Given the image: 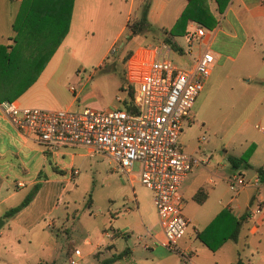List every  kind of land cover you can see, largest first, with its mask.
I'll list each match as a JSON object with an SVG mask.
<instances>
[{
    "label": "crops",
    "instance_id": "0c3cea01",
    "mask_svg": "<svg viewBox=\"0 0 264 264\" xmlns=\"http://www.w3.org/2000/svg\"><path fill=\"white\" fill-rule=\"evenodd\" d=\"M15 1L14 11L9 14V0H0V8L5 12L4 21L10 23L8 30H0V44L13 43L15 32L12 21L20 5V0ZM143 1L137 0L135 7L138 12L135 11V15L139 13ZM134 2L135 0H130L128 11L134 7ZM187 2L188 0H150L147 18L154 25L169 29L174 26ZM91 3L92 0H83L80 15L76 17L77 0H73L69 28L61 42L72 40L69 39V34L73 27L80 33L77 39L81 40L87 39L89 33L93 32L92 29L100 28L99 14L105 10L94 7ZM220 3L223 6L219 9L217 0H208L209 10L217 19L213 25L214 34L210 37V46L216 56L212 70L220 61L223 50L232 44L235 45L232 50L234 55L245 51L250 59L261 61L264 65V0H220ZM129 16L127 14L125 25H121L120 30L112 37V42L126 27ZM107 24L106 17L102 20V28ZM183 25L184 23L180 22L175 27V34L171 35L176 42L179 35L184 38V44L177 42L181 48L186 47L185 32L187 27L192 25L191 20ZM140 44L144 43H138L136 46ZM58 48L47 63L55 56ZM226 56L231 57L230 54ZM65 71L63 69L57 76H53L54 71H45L43 68L37 78L12 99L20 105L32 106L36 94L45 88L48 89L51 79L53 83H62ZM209 78L210 75L205 86ZM262 80L264 81V76ZM203 89L197 95L193 106ZM257 128L264 132L263 126L259 125ZM183 133L184 130L181 129L178 136V144L182 150ZM185 141L188 142L189 138ZM74 147L76 146L65 145L53 150L37 133L24 135L19 132L0 109V218L3 220L0 226V264H38L40 260H53L56 264L53 255L59 247V227L63 229V224L59 225V222L64 223L66 218L62 204L65 202L67 184L73 174H76L72 173ZM203 158L208 160L194 163L179 187L183 201L182 212L189 219L186 232L178 240L180 250L189 254L193 264H264V180L259 179L254 167L240 165L236 170L243 175L245 182L233 190L230 188L229 178L234 172L219 175L215 173L218 166L210 163L207 167L210 162L209 155ZM246 160L252 166L264 167V154L260 156L252 151L248 153ZM241 167L251 171H243ZM123 171L128 176L132 172H126L124 169ZM223 180L228 183L230 191L227 194ZM35 183H38V188L32 198L12 215L5 216V211L18 204ZM130 183L132 184V181ZM131 192V198L135 200L138 208L133 186ZM63 207L66 208L65 205ZM222 209H226L227 213L206 227ZM234 218L240 219L236 238L231 236L235 226ZM114 233L115 230L110 236ZM200 234L203 237L199 236ZM106 235L109 233L106 232ZM148 235L149 241L142 243L144 249L129 246L118 248L114 241L111 242L110 257L118 256L109 264H181L180 253L165 245L161 226L158 230L148 228ZM84 242L88 243L90 239L85 237ZM208 243L216 247L212 248ZM34 245L39 247L38 251L26 252L25 249ZM20 250L25 256L21 258V262L16 263L12 255ZM98 250L101 252L103 249L99 247Z\"/></svg>",
    "mask_w": 264,
    "mask_h": 264
},
{
    "label": "rangeland",
    "instance_id": "374dc122",
    "mask_svg": "<svg viewBox=\"0 0 264 264\" xmlns=\"http://www.w3.org/2000/svg\"><path fill=\"white\" fill-rule=\"evenodd\" d=\"M129 2L92 0L94 7L105 10L99 14L100 28L92 29L94 33L90 32L87 39L81 40L77 39L80 33L73 27L69 34L72 40L61 42L59 48L56 47L55 56L44 66L45 71L55 72L53 76L65 69L62 83H53L51 79L48 89L36 94L32 106L48 109H81L85 106L109 109L123 106L126 96V89L121 87L123 83L126 85L124 55L138 43L156 39L151 33L128 38L129 29L126 25L112 42V37L121 25H125L127 14L130 18L135 15L137 0L128 11ZM15 3V0H9V14L14 11ZM82 4L83 0L81 3L77 0L76 17L80 15ZM4 13V9L0 8V30H8L10 24L4 21ZM106 17L108 24L102 28V20ZM196 22L191 20L193 26ZM176 40L184 44L181 35ZM234 46L232 44L223 50L220 61L210 72L209 81L192 106L191 117L186 118L182 125L183 151L200 158L209 155L207 167L210 163L215 164L219 168L215 173L219 175L237 172L229 162L228 155L252 151L256 155L264 154V132L255 126L259 124L264 128V65L261 61L250 59L245 51L234 55ZM172 55L178 62L185 61V57L176 53ZM70 84L75 85V92L65 88ZM117 95L121 96L120 100ZM187 138L188 142L185 141ZM73 150V168L77 169V173L67 184L65 202L62 204L66 220L64 223L59 222V225L63 224V229L59 227L57 235L59 247L53 255L56 264H68V257L74 248H79L82 254L79 264H98L102 258L110 256V243L113 241L118 248L129 246L144 249L143 241L150 239L148 228L158 230L160 226L152 190L140 182L138 164H133L128 176L105 152L89 155L84 147L79 146ZM240 169L251 171L248 168ZM245 176L248 178V174ZM223 183L227 194L230 191L228 183L226 180ZM132 186L138 208L131 198ZM114 230L116 233L110 236ZM85 237L90 242H84ZM99 247L103 249L101 252ZM37 248L34 245L25 250L38 251ZM12 256L14 262L19 263L25 254L20 250Z\"/></svg>",
    "mask_w": 264,
    "mask_h": 264
},
{
    "label": "built area",
    "instance_id": "2783aa9c",
    "mask_svg": "<svg viewBox=\"0 0 264 264\" xmlns=\"http://www.w3.org/2000/svg\"><path fill=\"white\" fill-rule=\"evenodd\" d=\"M214 31V26L196 22L186 30V47L180 50L165 40L136 46L125 58L124 68L126 83L133 88L132 110L121 106L48 109L0 100L1 111L19 132L37 133L53 150L72 145L84 147L89 155L105 152L126 172L137 163L140 182L152 190L165 245L180 253L181 264L193 262L178 246L189 226L179 187L192 165L208 158L184 152L178 136L216 62L210 46ZM172 53L185 61H176ZM68 89L76 91L73 84ZM244 182L238 172L229 178L233 190ZM81 258L80 249L74 248L68 264H79Z\"/></svg>",
    "mask_w": 264,
    "mask_h": 264
},
{
    "label": "trees",
    "instance_id": "16d2710c",
    "mask_svg": "<svg viewBox=\"0 0 264 264\" xmlns=\"http://www.w3.org/2000/svg\"><path fill=\"white\" fill-rule=\"evenodd\" d=\"M149 3L150 0H144L139 13L129 18L127 23L128 38L151 33L152 37L156 39L150 42L165 40L170 43L172 48L180 50V45L171 36L177 31L175 27L180 22L184 23L183 26H185L187 21L196 20L208 27H212L217 22L216 17L209 10L208 0H188L173 27L169 29L158 27L147 18ZM217 3L219 9L222 8L223 4L221 5L220 0H217ZM72 5L73 0H20L18 11L12 23L15 32L12 37L13 43L10 45L0 44V100L12 99L37 78L68 31ZM131 51L130 49L124 55V60ZM124 85H121L123 89H126L122 107L132 110L133 88L127 83L125 87ZM248 153L238 156L228 155V160L235 168L240 165L254 167L259 179L264 180V167L261 165L252 166L248 163L246 160ZM37 188L38 183H35L23 199L18 204L9 207L4 215L10 216L25 205L32 198ZM225 213H227L226 209L220 210L206 227ZM234 223L232 238H236L240 219L234 218ZM210 246L216 247V245ZM117 256L103 258L98 264H109ZM38 264H55V262L53 260H40Z\"/></svg>",
    "mask_w": 264,
    "mask_h": 264
},
{
    "label": "water",
    "instance_id": "95a60500",
    "mask_svg": "<svg viewBox=\"0 0 264 264\" xmlns=\"http://www.w3.org/2000/svg\"><path fill=\"white\" fill-rule=\"evenodd\" d=\"M2 222H3V220H2V218H0V226H1Z\"/></svg>",
    "mask_w": 264,
    "mask_h": 264
}]
</instances>
